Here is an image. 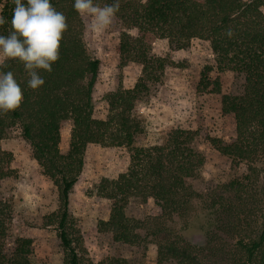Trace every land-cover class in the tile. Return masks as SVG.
<instances>
[{
	"label": "trees",
	"instance_id": "16d2710c",
	"mask_svg": "<svg viewBox=\"0 0 264 264\" xmlns=\"http://www.w3.org/2000/svg\"><path fill=\"white\" fill-rule=\"evenodd\" d=\"M111 2L97 0L101 5ZM51 3L66 16L68 28L59 60L50 73H42L44 85L35 91L27 88L23 66L2 62L3 70L13 71L21 82L24 101L16 111L0 115V181L13 173L12 155L1 141L18 125L41 173L58 192L56 229L64 264H81L67 215L89 145L129 151L126 171L99 184V195L110 205L108 219L99 222L100 232L134 245L141 238L138 231L145 230L155 239L159 264H264V0H120L115 17L125 29L119 40L120 62L140 65L141 75L133 88L105 94L104 120L93 118L100 61L85 46L80 15L73 0ZM14 7L13 0H0V15L10 21ZM10 28V22L0 26V35ZM194 40L207 42L214 56V68L205 70V91L211 87V93L221 94L220 79L207 76L213 69L242 82L240 93H224L220 102L221 112L234 120L235 137L209 143L233 168L246 165V172L203 191L193 188L204 165L196 149L198 132L175 129L162 145L135 146L143 133L138 104L169 66L152 53V45L166 41L174 50H185ZM66 124L71 127L69 145L62 153ZM132 200L142 205L152 200L158 214L143 221L128 217ZM8 220L9 210L0 201V264H31V240L18 238L10 253L5 250Z\"/></svg>",
	"mask_w": 264,
	"mask_h": 264
},
{
	"label": "rangeland",
	"instance_id": "374dc122",
	"mask_svg": "<svg viewBox=\"0 0 264 264\" xmlns=\"http://www.w3.org/2000/svg\"><path fill=\"white\" fill-rule=\"evenodd\" d=\"M80 20L85 46L100 61L93 94V118L104 120L108 115V106L103 100L105 94L133 88L141 75V66L121 64L119 40L125 29L118 20L114 18L111 26L102 33L87 30L89 17L80 15ZM129 33L136 35L135 30ZM152 53L165 58L169 66L161 82L151 86L138 104L136 112L143 133L136 139L135 146L162 145L167 133L175 129L196 131L199 134L196 149L204 158L200 179L193 183L196 191L243 176L246 165L233 168L231 161L209 143L210 139L228 142L235 137L234 120L221 112L220 102L224 93H240L242 82L213 69L207 76L211 81L220 79L221 94L211 93V87L206 91L203 89L205 70L215 65L205 41L194 40L185 50H174L166 41H156ZM70 129L66 124L61 130L59 148L62 153L68 150ZM1 147L12 155L13 171L12 177L0 181V201L9 210L8 231L3 241L5 250L10 253L16 239L26 238L32 242L31 264H64L65 254L56 229L59 212L56 187L41 173L18 125L6 133ZM128 165L127 149L96 145L86 148L83 169L72 189L67 215L68 232L81 264H113L117 261L159 264L155 239L145 230L138 231L141 238L134 245L117 243L110 234L99 231V222L106 221L110 211L108 201L98 193L99 184L103 179H115ZM126 213L132 219L143 221L158 214V209L152 200L143 205L132 200Z\"/></svg>",
	"mask_w": 264,
	"mask_h": 264
},
{
	"label": "clouds",
	"instance_id": "9594fccd",
	"mask_svg": "<svg viewBox=\"0 0 264 264\" xmlns=\"http://www.w3.org/2000/svg\"><path fill=\"white\" fill-rule=\"evenodd\" d=\"M10 21L0 15V26L10 22L7 35H0V61H14L23 66L24 84L35 91L60 58L61 41L68 28L66 16L51 0H13ZM74 10L90 18L86 26L92 33H102L111 26L120 11V0L100 4L97 0H73ZM0 63V115L16 111L24 101L21 82L13 71Z\"/></svg>",
	"mask_w": 264,
	"mask_h": 264
}]
</instances>
